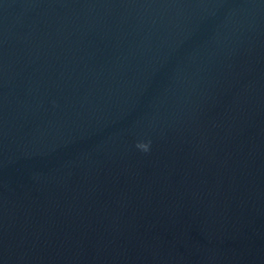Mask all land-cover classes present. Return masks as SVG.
Segmentation results:
<instances>
[{"label": "water", "instance_id": "95a60500", "mask_svg": "<svg viewBox=\"0 0 264 264\" xmlns=\"http://www.w3.org/2000/svg\"><path fill=\"white\" fill-rule=\"evenodd\" d=\"M0 264H264V0H0Z\"/></svg>", "mask_w": 264, "mask_h": 264}, {"label": "clouds", "instance_id": "9594fccd", "mask_svg": "<svg viewBox=\"0 0 264 264\" xmlns=\"http://www.w3.org/2000/svg\"><path fill=\"white\" fill-rule=\"evenodd\" d=\"M137 147L146 152L149 150L150 145L146 143H140L137 145Z\"/></svg>", "mask_w": 264, "mask_h": 264}]
</instances>
